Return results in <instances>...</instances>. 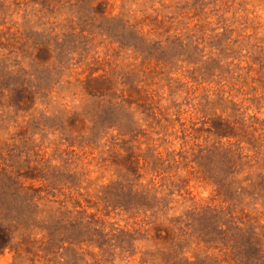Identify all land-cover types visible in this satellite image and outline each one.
<instances>
[{"label":"rangeland","instance_id":"1","mask_svg":"<svg viewBox=\"0 0 264 264\" xmlns=\"http://www.w3.org/2000/svg\"><path fill=\"white\" fill-rule=\"evenodd\" d=\"M264 0H0V264H264Z\"/></svg>","mask_w":264,"mask_h":264},{"label":"trees","instance_id":"2","mask_svg":"<svg viewBox=\"0 0 264 264\" xmlns=\"http://www.w3.org/2000/svg\"><path fill=\"white\" fill-rule=\"evenodd\" d=\"M252 259L256 263L257 262H263L264 263V250H262L260 247H257L256 248V254L254 256H252Z\"/></svg>","mask_w":264,"mask_h":264}]
</instances>
